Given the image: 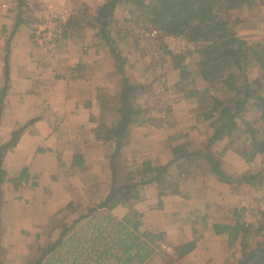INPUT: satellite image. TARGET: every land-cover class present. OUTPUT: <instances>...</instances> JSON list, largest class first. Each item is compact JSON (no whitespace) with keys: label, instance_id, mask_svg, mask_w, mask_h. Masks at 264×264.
Here are the masks:
<instances>
[{"label":"trees","instance_id":"1","mask_svg":"<svg viewBox=\"0 0 264 264\" xmlns=\"http://www.w3.org/2000/svg\"><path fill=\"white\" fill-rule=\"evenodd\" d=\"M258 0H104L93 17V24L80 20L73 15L62 27L60 35L49 33L46 29L36 28L41 36L47 35V44L55 46L64 38L80 35L86 27L95 30L94 38L98 45L102 43L108 49L113 60V66L118 76L116 93L111 96L101 94L99 101L101 114L94 130L99 140L112 147L111 173L112 186L103 202L96 206L86 207L82 213L80 206L68 203V215L79 212L71 225L63 224L59 238L52 246H39V257L33 264H52L59 259L53 253L61 248L63 240L72 231L75 225L82 220H97L91 224L89 232L77 240L73 249L72 264L84 255V264H144L152 261L157 253L160 264H176L181 258L191 253L195 248V241L171 247L172 254L162 250V246L169 247L163 233H151L142 229L141 215L131 209L121 219L116 220L107 215L98 219L99 210L112 211L123 203H134L141 199V190L146 185L154 184L158 187V195H172L179 193V182L170 179L169 170L177 162L176 177L184 181L197 174L210 173L217 181L223 184H243L254 187L262 183L264 170L245 172L240 176H230L221 169L222 154L225 147L218 153L217 146L224 141H232L236 153L248 164H255V158L261 157L264 161V37L249 42L235 33L241 16L246 8ZM226 4L227 16H220L217 7ZM129 5L128 16L133 17L148 31H158L162 35L179 36L195 44V50L180 56H172L169 62L161 57L160 66L164 72H177V80L172 88L173 93H180L183 99L194 101L195 120H200L208 130L198 135V140L205 137L203 144L189 150L178 146L172 147L170 153L172 160L166 165H153L149 161L142 162L135 170L137 180L133 177H124L118 164L122 147L129 142V128L133 126H151L156 129H171L166 124L168 104L163 105L161 100L159 111L163 118L149 115L150 112L135 103V92L144 88L143 85L133 84L127 74V59L122 55L116 41L111 37L110 25L113 22L115 11L122 6ZM21 15L26 17L28 25H32V12L26 7L24 0L17 2ZM233 12H240L236 17ZM31 16V18H30ZM17 25L14 29H16ZM46 37V36H45ZM164 56V55H163ZM170 63V66H168ZM4 85L0 90V98L8 89L7 57L4 59ZM156 66L155 64L151 66ZM84 66L77 65L72 73H78ZM157 81L154 77L149 82ZM199 82L205 86L201 87ZM163 90H167L163 88ZM156 103V104H157ZM164 107V108H163ZM0 107V115H1ZM253 111L258 115L257 122L262 125L258 132L255 122L245 120V114ZM242 130L243 136L248 137L247 143L239 144L236 133ZM21 129L14 130L10 139L0 145V186L5 182V172L2 170V158L7 151L17 143ZM170 140L177 137H170ZM221 155V156H220ZM120 169V170H119ZM191 169L195 173H191ZM27 179L25 171L11 180L14 190L20 181ZM119 179V180H118ZM2 202V189L0 188V205ZM244 209L235 210L233 225L215 224L213 232L225 234L230 243L240 241V259L229 264H264V241L262 238L264 213L262 222L250 228L245 227L242 221ZM3 234L0 211V240ZM255 241L254 246L251 241ZM74 242V241H73ZM88 245V249L86 246ZM170 248V247H169ZM5 248L0 243V264L4 261ZM69 252H66V254ZM49 257V258H47ZM54 258V259H53Z\"/></svg>","mask_w":264,"mask_h":264},{"label":"crops","instance_id":"2","mask_svg":"<svg viewBox=\"0 0 264 264\" xmlns=\"http://www.w3.org/2000/svg\"><path fill=\"white\" fill-rule=\"evenodd\" d=\"M19 1L0 0V89L4 85L6 57L8 65V89L0 98V145L10 139L14 130H22L16 145L3 156L1 168L5 181L19 176L22 171L27 179L20 181L15 190L13 185L7 189L8 182H4L1 189L5 202L23 211L16 216L19 215L25 229L33 230L46 225L54 215H67L68 203L87 207L103 202L109 194L112 147L99 140L94 130L101 114L99 92L104 86L103 79L107 81L110 73L115 75V70L113 64L108 69L100 66L103 54L90 27L55 46L42 43V38L48 36H41L34 27L44 26L43 18L35 12L32 14L34 23L28 25L17 7ZM100 1L103 4L104 0ZM78 64L84 69L76 76L72 69ZM92 70L94 76L89 77L87 73ZM103 73L107 79L101 75ZM98 74L101 78H97ZM105 86L109 87L108 95L116 93L110 92L107 82ZM155 130L148 125L130 127L129 142L122 147L118 160H125L130 154L132 162H138L136 168L146 161L153 165L170 162L173 158L170 150L162 149L155 139L158 135ZM180 163L171 168L177 170ZM253 165L243 161L242 172L222 170L230 176H240L247 170L260 169ZM177 180L178 194L159 196L158 187L150 184L142 188L139 201L120 204L109 212H98H105L116 220H121L130 209L139 213L142 229L165 235L170 247L168 253H172L171 247L195 241L194 250L176 264L238 261L240 241L230 243L225 234L214 233L213 226L233 225L235 210L247 209L243 204L246 198L235 192L234 187L246 188L250 196L255 197L250 202L264 198V177L262 183L254 187L223 184L215 176L205 174ZM189 182L193 184L192 189H187ZM54 207L58 208L54 210ZM261 239L264 241V225L262 238L257 240ZM149 263L150 260L144 264Z\"/></svg>","mask_w":264,"mask_h":264},{"label":"rangeland","instance_id":"3","mask_svg":"<svg viewBox=\"0 0 264 264\" xmlns=\"http://www.w3.org/2000/svg\"><path fill=\"white\" fill-rule=\"evenodd\" d=\"M91 1H93L94 3H91ZM96 1L67 0L66 3L70 7L71 12L73 13L71 14L72 16L76 15L78 16V18L80 17V20H85L86 22L93 24V17L95 15L96 10L100 6L96 5L95 3L102 4L100 0ZM225 6L226 4L223 2L217 7V13L220 16L228 15ZM129 10V5L119 7L115 11L113 22L109 27L111 29V37L116 41L119 49L121 50L122 55L125 56L127 59V74L129 80L135 85L144 86V88L138 89L135 92V103L147 109V111L150 112L149 115H151L152 117L163 118V114L159 111V108H157L160 106V104L157 102L161 100V102H163L161 103L162 105L166 102L168 104L166 108L169 112V115L166 116L167 119L165 125L170 124L172 128L168 129L164 125L162 128H155L156 130L154 131V133L158 134L155 139L159 140L158 143L166 152H168L172 147L175 146H178L181 149L187 148L189 150H192L205 142V137H202L198 141L197 139L198 135H202L208 130V127L200 120H195L194 112L196 105L194 101H191V103L187 102L188 100L183 99L182 94L177 92L172 94V86L177 80V72H164V69L161 68L162 66H160V58L164 57L165 60L169 62L168 58L177 55L171 53L163 44L160 38V36H163L162 34L159 33L160 36L155 38H147L145 36L146 33L151 31L145 30L144 27L140 28V26H143L142 24L146 25L145 21L144 23L143 21L138 22L133 17H129L127 14ZM32 12H36L39 18H43L41 10L38 6H36L34 11ZM237 14H240V12H233L234 17H236ZM240 16L242 19L239 25L236 26L234 30L238 36L242 37L243 39H247L249 42H254L264 37V0H258L256 3L249 5L246 8L245 13ZM48 31H51V29H48ZM93 32H95V30H93ZM96 41L98 42V40ZM42 43L44 42L42 41ZM92 44L94 45V43ZM99 46L101 47L100 53L103 54V57L100 58V66L108 69L110 68V65L113 64V60L110 56L106 57V53H108L107 47L104 46L102 43H100ZM192 50H189L187 52L191 53ZM154 64L156 66H154V69H152L151 66ZM168 66H170V63H168ZM145 67L148 69L144 70ZM106 69L101 70L105 71ZM99 71L96 70L95 72L98 73ZM92 72L93 70L91 72L89 71L87 75L89 77L94 76ZM104 74L105 73L101 75L104 77ZM111 74L112 73H110L108 76V80L110 81H106L103 79L104 86L101 87V92H99V94H107L106 89L109 90V87L105 86V82H107V84L111 86L110 92L111 90L112 92L114 91V93L116 92L119 78L116 73L115 75ZM154 77L157 78V81H154L153 83L149 82L153 80ZM97 78H101L100 74L97 75ZM104 78L107 79V76ZM199 85L201 87L205 86L201 82H199ZM163 88H166L167 90H163ZM257 117L258 115H256V113L253 111H248L245 114V120L249 122L254 121L256 123L255 128L258 130V132H260L262 130V125L257 122ZM173 136L177 137V139L170 140L169 138ZM236 136H238L239 138L237 140L239 144L247 143L248 137L243 136L241 129L236 133ZM224 147L226 148V151L222 154L221 169L226 168L227 171H238L239 169V171L242 172L243 168L241 164L243 160L236 153L237 148L233 147L232 141L230 143L228 141H224L219 144L217 146L218 153ZM162 156L163 155H161V157ZM132 159L133 157L128 154L125 160L122 159L118 162L120 167L124 169L123 171H120V173H123L124 177L130 176L137 180L135 170L137 169L136 164H138V162H132ZM238 164L241 167H239ZM255 164V168L259 167L260 169L264 170V161L261 162V157L255 158ZM125 166L130 167L127 168ZM252 167H254V165H252ZM176 171V169L170 168V179H178V177H176ZM245 172L253 171L247 170ZM191 173H195V171L191 169ZM206 175L208 176L211 174L206 173L205 176ZM13 179H7L5 181L10 184L8 185L7 189L12 188L11 180ZM208 181L210 184H212L213 182L210 178ZM183 185L184 184H181L182 187ZM186 185L187 189H192V182H189ZM186 185L184 187H186ZM234 188L237 189L235 190V192L243 194V197L246 198V203H243L244 206L247 208L244 209L243 212V223L246 214L255 216V214L257 213L259 214L258 220H256L255 223H252L251 226L249 225L247 227L250 228L252 226L260 224L263 218L262 213H264V198L258 197L255 202H250V200L255 197H251L250 193L246 191V188L242 189L240 186ZM259 196H261V194H259ZM96 205L98 204L92 203L87 207ZM57 208L58 207H54V210H56ZM80 208L82 209L83 213L86 207L82 206ZM0 211L1 223L3 227V234L0 243L2 247L5 248V253L3 257L6 264H33L35 262V259L39 257L38 247L52 246L54 242L59 238L62 228V226H59L60 222L64 225L67 224L69 226L76 219L78 214H81L78 213L77 215H68L69 211L67 210V215H54L46 225H43L37 229L33 228V230H26L24 227L25 225H23V221H20L19 215L16 216V214L23 211L19 208H15L14 206L10 205L8 201L5 202L4 193H2ZM96 215L98 219L107 216L105 212H98ZM87 222L95 224L97 223V220H91L90 218L87 220H82L77 225H75L72 231L68 233L67 237L62 239L63 245L61 246V248L56 249V251L53 253V257L56 256L59 260L57 262H53L52 264H72L71 259L74 258V254L72 252L73 249L69 248V246H74L75 242L79 240V238L81 239L84 236L85 232L90 231V227ZM254 244L255 241H251V245L254 246ZM86 249H88V245L86 246ZM167 249L168 247L166 246H163L162 248V250L168 253ZM66 252L69 253L66 254ZM157 255V253L154 254V258H152V261H150L149 264H160V259ZM83 257L84 255L77 260V264H84V261H82Z\"/></svg>","mask_w":264,"mask_h":264},{"label":"built area","instance_id":"4","mask_svg":"<svg viewBox=\"0 0 264 264\" xmlns=\"http://www.w3.org/2000/svg\"><path fill=\"white\" fill-rule=\"evenodd\" d=\"M25 5L28 9L33 10L36 6L39 7L44 20V26L42 29H51L49 33H55L60 35L62 32V27L67 23V21L72 17L70 7L67 5V0H24ZM147 38H155L160 36L159 32L151 31L147 32L145 35ZM161 41L167 47V49L174 55L180 56L185 54L187 51L195 50V44L187 41L186 39L179 36L163 35L160 36ZM42 41L47 42V37H43ZM259 214L251 216L246 214L244 220V226H251L258 220Z\"/></svg>","mask_w":264,"mask_h":264}]
</instances>
